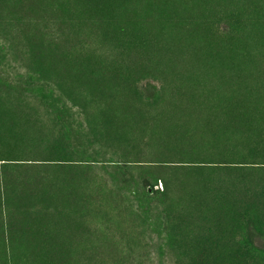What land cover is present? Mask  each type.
<instances>
[{"label": "rangeland", "instance_id": "rangeland-1", "mask_svg": "<svg viewBox=\"0 0 264 264\" xmlns=\"http://www.w3.org/2000/svg\"><path fill=\"white\" fill-rule=\"evenodd\" d=\"M148 1L161 51L141 59L133 90L125 73L140 57L65 15L66 0H0V166L13 167L11 185L28 204L39 202L47 174L57 179L59 209L37 224L56 238L42 249L64 250L65 264H193L201 232L216 219L190 208L186 165L199 155L218 158L227 133L238 138L236 125L221 130L228 119L206 98L235 89L236 69L249 65L243 80L264 93V36L250 11L256 0ZM171 15L178 22L165 23ZM38 60L51 71L49 83L32 74ZM164 83L170 89L159 93ZM60 130L73 162L53 172L36 159ZM162 176L166 197L155 181ZM9 206L0 193V236L15 245L0 243V264H33L41 238L20 215L8 220Z\"/></svg>", "mask_w": 264, "mask_h": 264}, {"label": "trees", "instance_id": "trees-1", "mask_svg": "<svg viewBox=\"0 0 264 264\" xmlns=\"http://www.w3.org/2000/svg\"><path fill=\"white\" fill-rule=\"evenodd\" d=\"M258 2L259 0H256L252 4L250 11L254 17L253 22L264 36V0L262 4ZM62 7L66 9L65 15L69 11L73 18L107 31L110 36L122 40L125 46L123 47L130 54L140 57L134 62V67L130 62L131 69L125 73L128 84L136 90L133 87L142 72L141 59L146 56L147 58L157 56L161 51L159 36L152 27L157 25L151 17L153 4L148 0H66ZM175 22H178V19L172 15L165 19V23ZM248 67L250 65L245 66L244 69L249 70ZM148 69L153 73L157 70L152 64ZM244 69H236L239 77L236 78L235 89L229 90L227 94L210 96L212 98L208 97L205 101L213 102V109L221 108L219 111L228 119L220 125H224L221 127L222 131H226V126H234L235 129L236 125L237 140L234 133L233 135L227 133L226 137L229 138L222 141L225 145L224 153L222 152L218 158L209 159L199 155L197 156L199 159L188 161L186 165L189 182L194 185L193 204L190 208H193L195 213H201L205 219H216L205 231L209 228L217 229L208 233L201 232L195 252L192 251L193 264H264V243L259 245L253 239L254 233L264 238V109L259 107V104L264 102V93L259 88L260 84L252 88L243 80ZM34 72L33 76L41 82H50L51 71L42 61L38 60ZM128 77L132 78L131 82ZM167 86L164 83L158 89L159 93L166 91ZM192 90L196 91L197 87ZM66 95L78 105V101L71 97L73 96L71 93L67 92ZM12 96L9 94L7 100ZM198 96L201 99V96ZM199 102L204 101L199 100ZM63 104L66 105L65 102ZM249 104H252L247 108L249 110H243ZM236 109H240V112L238 111V121L235 123ZM249 112L253 116H250ZM64 134L63 130L53 133L47 146L38 153L40 158L36 159L43 167L51 168L53 172L58 171L61 165L73 162L71 159L73 152L69 149L68 137ZM245 151H248V154ZM12 168L7 164L0 166V193L5 202L9 203L11 210L8 211V220L16 214L20 215L24 222L30 221L29 225L35 231V237L41 238L39 243L42 247L34 256L33 264H65L64 250L42 249L43 244L54 245L56 238L48 235L49 225L46 231H41L37 224L39 216L43 217L47 212L55 213V210L59 209L57 196L54 195L58 187L57 179L51 180L52 174H47V178L41 180L43 184L38 185L39 202L28 204L29 196L20 197L15 191L16 181L11 185ZM158 180L165 185L162 193L166 197L170 190L169 179L162 176L155 178L156 182ZM27 210L31 211V217L25 216L29 215ZM33 215L38 216L32 218ZM2 235L3 241L0 236V243L15 246L11 237L3 232ZM47 235L45 241L41 236ZM12 258L16 257L12 255ZM11 264H20V262L13 261Z\"/></svg>", "mask_w": 264, "mask_h": 264}]
</instances>
